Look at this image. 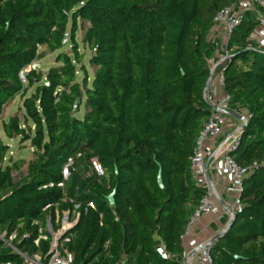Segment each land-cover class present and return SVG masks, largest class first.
Returning <instances> with one entry per match:
<instances>
[{
  "label": "trees",
  "instance_id": "obj_1",
  "mask_svg": "<svg viewBox=\"0 0 264 264\" xmlns=\"http://www.w3.org/2000/svg\"><path fill=\"white\" fill-rule=\"evenodd\" d=\"M238 1L0 0V117L10 100L23 97L33 135L16 114L4 123V133L31 139L36 155L27 175L15 180L13 164L4 162L9 145L0 137V230H17L15 242L29 233L19 246L46 253L50 238L34 245L38 229L79 204L69 243L74 264L99 254L102 261L92 264H115L125 253L131 264H178L160 257L156 236L170 252H181L180 235L203 194L190 157L210 115L204 89L215 48L208 35L216 14ZM78 21L89 23L82 42L95 49L90 84L87 77L77 79ZM257 26L250 13L231 36L235 49L225 69V92L233 108L251 114L231 155L243 167H258L244 180L242 211L214 244L215 264H264V51L247 48ZM68 30L74 57L59 54V65L46 74L24 73V84L23 70L44 56L42 48L60 49ZM78 154L96 157L108 173L81 193L76 176L69 181L63 174ZM115 189L111 205L108 195ZM12 257L0 248V259Z\"/></svg>",
  "mask_w": 264,
  "mask_h": 264
},
{
  "label": "built area",
  "instance_id": "obj_2",
  "mask_svg": "<svg viewBox=\"0 0 264 264\" xmlns=\"http://www.w3.org/2000/svg\"><path fill=\"white\" fill-rule=\"evenodd\" d=\"M250 13L255 15L258 26L249 35L247 48L264 51V0H240L225 7L216 14L209 32L208 40L215 48L213 57L209 60V87L204 93L210 115L203 122L190 157L192 175L203 194L198 205L189 215L187 224L180 235L183 247L181 252H170L162 239L156 236L159 241L156 251L163 260H174L178 264H215L213 255L215 243L212 239L199 240L196 238L195 226L202 217L210 214L231 220L232 214L237 215L244 207L242 199L244 180L258 167V164L243 167L231 155L240 143L244 126L251 114L242 108H233L232 98L225 92V69L231 62L235 49V46L229 44L231 36ZM32 69H36V64L25 68L21 73V78L25 80L24 73ZM228 111L238 113L239 116L231 115L227 113ZM212 174L223 177L228 182L226 192L232 194L230 199L222 198L213 184ZM89 205L93 206L92 203ZM79 206L75 204L73 213L68 210L61 217L57 214L55 221L50 216L46 226L38 229L34 245L39 247L42 239L50 238L49 249L46 253L39 250L30 254L19 246L23 239L31 236L29 233L24 234L18 242H15L17 230L12 232L0 230V248L9 250L13 256L11 259L1 258L0 264H74L75 255L70 250L69 243L72 239L71 231L79 222L80 213L76 212ZM55 224L58 226L55 227ZM109 246L110 242L106 241L104 250L108 251ZM101 261L100 254L92 260L96 263ZM92 262L87 264H92ZM131 263L132 258L125 253L115 264Z\"/></svg>",
  "mask_w": 264,
  "mask_h": 264
},
{
  "label": "rangeland",
  "instance_id": "obj_3",
  "mask_svg": "<svg viewBox=\"0 0 264 264\" xmlns=\"http://www.w3.org/2000/svg\"><path fill=\"white\" fill-rule=\"evenodd\" d=\"M88 27V22L78 21L75 42L77 44V52L81 56V60L76 63L78 70L77 79L82 83L85 77H87L90 84L95 71L94 66L90 64V59L94 55V51L82 42L85 31ZM68 33L66 43H64L63 46L55 52H50L45 47L41 49L44 56L35 61L37 71H42L46 74L52 66L59 65L57 62V56L59 54H68L69 56L74 57L75 47L73 46L74 43L70 39V30H68ZM23 82L26 84L27 80L25 79ZM34 89L35 86L29 88L26 96H30ZM242 109L246 112V109ZM85 111L86 106L84 99L80 111L77 112V116L82 118ZM15 114L19 116L22 128L26 129L28 134L32 136L35 126L30 119L27 123H25L26 114L25 109L23 108V97L20 95H16L6 104L0 117V137L4 143L9 145V151L4 162L9 165L13 164V177L15 180H20L27 175L28 164L36 158V155L35 148L31 144V139L22 138L21 136H15L14 138L9 139L4 133V123L10 116ZM63 174L65 179H68L71 174L76 176L77 183L75 190L77 193L87 191L94 182L99 181L100 179L106 180L108 178V173L101 168L96 157H86L81 156L80 154L77 155L74 162L70 161L64 167ZM68 180L70 181V178ZM216 254V250L213 249V255L215 256Z\"/></svg>",
  "mask_w": 264,
  "mask_h": 264
},
{
  "label": "crops",
  "instance_id": "obj_4",
  "mask_svg": "<svg viewBox=\"0 0 264 264\" xmlns=\"http://www.w3.org/2000/svg\"><path fill=\"white\" fill-rule=\"evenodd\" d=\"M212 180L223 199H230L232 197V194L226 192L228 182L223 177L212 174ZM229 222L230 219L227 217L219 218L215 214L205 215L194 228L195 236L199 240L213 239L228 225Z\"/></svg>",
  "mask_w": 264,
  "mask_h": 264
},
{
  "label": "water",
  "instance_id": "obj_5",
  "mask_svg": "<svg viewBox=\"0 0 264 264\" xmlns=\"http://www.w3.org/2000/svg\"><path fill=\"white\" fill-rule=\"evenodd\" d=\"M67 40L64 41V43H66ZM208 87H209V80L205 86V89H204V93L207 92L208 90ZM81 104V97L78 96L76 101H75V104H74V110L76 111L79 107V105ZM227 113L231 114V115H234V116H239L238 113H235L233 111H228ZM158 183L161 187H163V177H162V169L159 170V173H158ZM115 195H116V189L110 194L108 195V200L110 201V204L111 205H114L115 204ZM235 218H236V215L235 214H232V219L230 220V222L228 223V225L215 237L212 239V242L215 243L216 241H218L220 238H222L233 226V223L235 221Z\"/></svg>",
  "mask_w": 264,
  "mask_h": 264
}]
</instances>
